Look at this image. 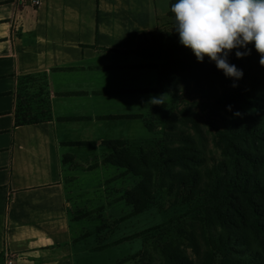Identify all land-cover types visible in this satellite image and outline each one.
<instances>
[{"label": "crops", "instance_id": "crops-1", "mask_svg": "<svg viewBox=\"0 0 264 264\" xmlns=\"http://www.w3.org/2000/svg\"><path fill=\"white\" fill-rule=\"evenodd\" d=\"M164 17L161 0H0V264H72L61 155L148 135L161 62L133 51ZM30 76L48 118L17 125Z\"/></svg>", "mask_w": 264, "mask_h": 264}, {"label": "rangeland", "instance_id": "rangeland-1", "mask_svg": "<svg viewBox=\"0 0 264 264\" xmlns=\"http://www.w3.org/2000/svg\"><path fill=\"white\" fill-rule=\"evenodd\" d=\"M161 1L165 3V17L153 35L165 40V34L173 36L175 21L174 17L167 16L171 0ZM141 45V49L146 48L145 39ZM247 47L250 54L242 59L235 57V50L228 56L229 63L243 71V77L236 83L247 82L252 77L264 83V67L259 64V54L251 44ZM199 64L216 74L209 75L208 79L203 74L197 80L191 74H178L174 90L169 89L170 78L166 76L168 83L165 81L161 87L165 94L163 109L157 105L151 118L144 121L148 135L140 136L132 143L120 140L124 144L122 147L115 145L117 152L125 149L136 158L144 152L143 158L149 160L151 167L147 170L140 167L143 171L141 175L112 164L113 149L109 143H116L117 140L107 139L100 147L61 155L72 237L68 257L72 264H165L166 253L171 252L197 264L204 259L205 249L210 250L206 244L211 238L210 234L215 238L226 232L217 224L224 211L217 200L227 191L219 183L222 185L225 180L245 178L251 186L257 184L264 173V139L249 137L242 140L231 130L224 132L225 128L220 123L229 124L232 120L214 105V101H217L214 97L207 104L200 95L186 96L185 83L196 88L213 86L217 92L221 91V87L233 83L207 57ZM163 71L161 69L160 72ZM21 81V89L17 91V97L22 100L18 103L20 109H24L23 103L26 101L40 104L41 101L35 96L39 98L43 92V77L30 76ZM26 94L30 97L23 100ZM260 97L264 98V88ZM193 101L200 104L194 103V108ZM255 102L251 100V103ZM258 105L264 107V102L259 101L257 106L248 107L247 118L237 123L242 126L249 121L260 124L262 113L256 108ZM37 107L44 109L45 105ZM187 117L196 119L200 133L192 130ZM233 123L236 124V120ZM177 133L181 134L180 137ZM224 137L232 142L227 144L230 149L239 145V152L234 150V154L225 156L222 150L226 144ZM179 146L184 147L192 158L185 165L199 172V184L203 189L194 198H189L186 190L171 186L172 178L166 176L167 166L170 167L171 176L176 175L175 169L178 167L175 162L169 163L168 149ZM124 161V157H120V162ZM143 181L150 182V200L144 210L135 212L133 206L127 203L125 193ZM244 194L255 201L254 208L261 214L259 221L264 226V193L256 189L246 190ZM242 211L245 216L249 215L248 205H242ZM253 226V217L249 215L238 232L229 229V235L237 239L235 246L227 255L216 254L211 264L238 261L241 264H264V239ZM245 254H250L246 260Z\"/></svg>", "mask_w": 264, "mask_h": 264}, {"label": "trees", "instance_id": "trees-1", "mask_svg": "<svg viewBox=\"0 0 264 264\" xmlns=\"http://www.w3.org/2000/svg\"><path fill=\"white\" fill-rule=\"evenodd\" d=\"M175 3V0H171L169 4V10L171 9V5ZM169 18L174 17V14L170 12L167 14ZM175 23V22H174ZM174 23H173V36L169 33L165 34V40L159 39V37L148 34L145 38L147 42V46L145 49H141L142 45L138 50H135L137 55L148 59H155L160 61V65L152 66L158 70V76L160 78V82L164 85L166 81V76L170 78V83H168V87L171 90L175 88V82L178 81L177 75L183 74L187 76L188 74L192 75L194 80L201 78L204 74L205 78H209V75L216 74L213 70H205L203 69L199 62L196 61L194 55L192 54L191 50L188 48L183 47L178 42V34L174 30ZM147 49V50H146ZM206 59V57H205ZM204 59V61H205ZM163 69V72H160ZM166 71V75H165ZM261 79H257L256 77L249 78L247 82H238L237 86L233 88L230 85H225L221 87V91L217 92L214 91L213 86L205 87V88H196L191 87L189 83H185V92H187L186 96L189 95H200L201 99H204V103L208 104V100L211 98H215L217 101L214 105L218 107V110H222L226 114H228L232 120L231 123H220L222 124L224 132H229L230 130L233 133H237L240 138H249L255 137L257 139H264V107L258 105L260 112L262 113V119L260 124L250 123L247 122V125L242 126L240 123H237L239 120H245L247 118V110L248 107H255L257 106L258 102H264V98L260 97L264 88V83H261ZM19 84V89H21L22 81ZM29 90V89H27ZM43 94V92H42ZM41 94V95H42ZM39 98L35 96L36 99H39L41 102L40 104L29 101L23 103L24 109H20V101L21 99L18 98L17 108H16V124L17 125H24L30 123H38L47 119V110L46 107L44 109H40L39 105H45V98ZM30 95L26 94L22 99H28ZM251 100H255V103H251ZM211 101H209L210 104ZM218 102V103H217ZM200 104L198 102L193 101L192 105L195 108V105ZM255 104V105H253ZM213 105V106H214ZM33 106H35L33 108ZM230 106V110L229 107ZM234 112H239V116H234ZM217 116V115H216ZM219 115L218 117H220ZM186 120L187 123L191 125V128L194 132L200 133V129L196 122V119L189 118ZM234 120H236V124H234ZM252 124V125H250ZM243 127V129H241ZM222 130V129H221ZM223 131V130H222ZM180 137V133H177ZM184 140V139H183ZM241 140V139H238ZM185 141V140H184ZM224 147L222 148L224 155L226 156L228 153L234 154V150L239 152L240 147L236 145L235 148L230 149L227 144L232 143L230 140L225 139L224 137ZM110 147L113 149V156L111 157L112 164L121 166L129 172H137V174L141 175L143 171L140 170V167H143L147 170L151 167L149 160H144L145 157L144 152H141V156L139 158L134 157L129 153L128 150H122L120 152L116 151L117 147H122L123 141L117 140L116 143H109ZM116 145V146H115ZM124 146V144H123ZM187 150L182 147H174L172 149H168V160L169 163L175 162L178 167L175 169L176 175L171 176L169 171L170 167L167 166L165 168L166 176L172 178L171 186H175L179 190H186L187 196L189 198H194L197 192H202L203 187L199 184V172L196 169H190L185 165L186 161L192 160L189 155H187ZM120 157H124V163L120 162ZM137 171H136V169ZM184 170V171H183ZM149 176V173L147 174ZM150 182L143 181L140 184L136 185L135 187L131 188L125 193V199L127 203L133 206L135 212H141L147 206L150 200V193L148 190ZM259 184V185H257ZM257 184L249 186L247 180L245 178L242 179H229L225 180L224 182L219 183V186L227 189L225 195H220L217 202L221 204L224 211L221 215L222 219L218 221L219 228H224L225 233L221 235H217V237L210 234L211 238H208L206 244L210 246V250L205 249L204 251V259L200 260L197 264H211L213 258L216 254H224L227 255L228 251L233 249L235 246V242L237 241L234 235H229V229L233 232H238L240 225L248 219L249 215L253 217V228L256 229L259 236L264 239V226L259 221V217L261 214L254 208L256 206L255 201L248 199L244 194L246 190H260L261 193H264V173L261 174ZM259 186L261 187L260 189ZM248 205L250 210L249 215L245 216L244 212L242 211V205ZM248 210V209H247ZM211 225V223H210ZM232 236V237H231ZM167 259L165 264H193L188 259L180 256L177 253H166ZM250 254L244 255V260H246ZM212 260V261H211ZM232 264H241L240 261L237 263Z\"/></svg>", "mask_w": 264, "mask_h": 264}, {"label": "clouds", "instance_id": "clouds-1", "mask_svg": "<svg viewBox=\"0 0 264 264\" xmlns=\"http://www.w3.org/2000/svg\"><path fill=\"white\" fill-rule=\"evenodd\" d=\"M170 10L179 44L190 49L197 62L205 57L214 62L233 81V88L243 77L242 69L228 61L233 50L242 59L250 54L251 44L264 67V0H175ZM164 95L150 97L147 103L160 105Z\"/></svg>", "mask_w": 264, "mask_h": 264}, {"label": "built area", "instance_id": "built-area-1", "mask_svg": "<svg viewBox=\"0 0 264 264\" xmlns=\"http://www.w3.org/2000/svg\"><path fill=\"white\" fill-rule=\"evenodd\" d=\"M34 3H36V2L34 1ZM5 264H11V261L7 260Z\"/></svg>", "mask_w": 264, "mask_h": 264}]
</instances>
